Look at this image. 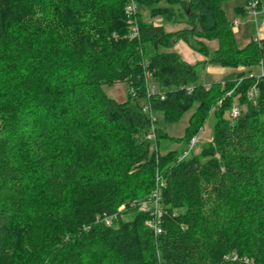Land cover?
I'll list each match as a JSON object with an SVG mask.
<instances>
[{
  "label": "trees",
  "instance_id": "obj_1",
  "mask_svg": "<svg viewBox=\"0 0 264 264\" xmlns=\"http://www.w3.org/2000/svg\"><path fill=\"white\" fill-rule=\"evenodd\" d=\"M136 1L152 21L139 12L132 38L127 0H0V264H264V76H249L264 38L238 46L231 0ZM207 64L246 70L206 86ZM117 83L123 102L104 91ZM145 104L166 123L195 107L185 147L161 151ZM212 114L211 141L181 158ZM162 183L156 235L137 199Z\"/></svg>",
  "mask_w": 264,
  "mask_h": 264
},
{
  "label": "rangeland",
  "instance_id": "obj_2",
  "mask_svg": "<svg viewBox=\"0 0 264 264\" xmlns=\"http://www.w3.org/2000/svg\"><path fill=\"white\" fill-rule=\"evenodd\" d=\"M243 3H245V0H231V1H226L223 3V9L225 10L228 18L232 21V23H234L236 19L239 20V25L238 27H236L238 28L240 32V33L238 32L239 34L238 33L236 34L237 35L236 41L239 47H245L248 39H250V36L254 33L253 27L257 26V23H255L254 18L251 17V15L249 14L245 16L238 15V9L237 7L235 8V6H241ZM138 11L143 14V17L146 20L152 21V18H150L149 11L147 9L139 5ZM243 21L247 22L245 26L242 24ZM153 22L158 24V18H153ZM208 47L210 51L213 52L215 50V47H218V42L217 41L211 42L210 45H208ZM155 51L156 49L151 44L147 45V54H146L147 57L153 55ZM159 51H167V50H165V48L163 47H160ZM193 54H194V57L192 56L193 59L197 56H200V55H197L198 53L196 52ZM259 71H260L259 67L254 69V72L256 73ZM238 73L239 71L236 70V68L235 69L227 68L226 71L222 73L217 72V71L215 72L212 70L208 71V69L206 68L202 70L199 81L200 83L207 84V83H212L214 81L224 82L227 80H235L237 78ZM104 91L106 92L108 97L115 99L116 101H119V102H123L127 100L131 92L129 86L126 83H117L113 86H105ZM194 110H195V107L191 109L190 111H188L187 113H185L184 116L178 122H174V123H166L163 119L162 113L160 112L155 113V116L158 119L157 127L161 128L163 131H165L170 136V139L161 140L160 142L161 151L165 152L164 150L166 149L168 150L169 148L170 149H182L183 147H185V144L183 142H179L178 139L184 136L186 128L189 123V119L192 113L194 112ZM230 116H231V112H230ZM215 121H216L215 116L212 114L210 118L208 119L205 127L203 128V130L197 137L199 139V142L195 146V149L192 151L194 155L200 154L204 144L211 141ZM152 148H154V146ZM202 160H205V159L202 158ZM150 194L142 196L137 200L143 201V200L149 199ZM126 205L123 204L120 207V209L124 210L126 208ZM132 212L124 215L125 219H128L133 214Z\"/></svg>",
  "mask_w": 264,
  "mask_h": 264
},
{
  "label": "built area",
  "instance_id": "obj_3",
  "mask_svg": "<svg viewBox=\"0 0 264 264\" xmlns=\"http://www.w3.org/2000/svg\"><path fill=\"white\" fill-rule=\"evenodd\" d=\"M138 8L139 4L137 3L136 0H127V4L125 6V14L127 21L130 26V34L131 37H137L139 36L140 28H139V23H138ZM262 8V7H261ZM260 8V0H245V10L247 14L251 15L254 18L255 23H257L258 16L261 13ZM238 26V20H236L233 23V27ZM260 71L259 72H252L249 74L250 77H263L264 76V63L262 62L259 66ZM150 75L147 76L149 79ZM148 95L153 94L156 90L154 86H151L148 84ZM133 91V90H132ZM233 92V91H232ZM231 93V92H230ZM229 93V94H230ZM257 94V87L254 85L252 89L250 90L249 96L251 98H254ZM143 110L145 112H149L153 122L155 121V116L152 114L151 108L149 104H145L143 107ZM241 107L238 104H234L231 108V116L232 118H237L241 114ZM156 125L152 124L150 132L147 134L146 138L153 142V146L156 147V132H155ZM196 136L193 138L187 149L185 150L184 154L182 155L181 158H185L189 156L192 151L195 149V146L198 144L199 139ZM163 186L162 184H159L158 187L151 193L149 199L141 201L140 208L149 213L150 218L147 221V224L153 229L154 233L156 235L161 234L163 232L162 230V220H163V215H164V210L161 206V187ZM102 221H105L107 225L111 224V217H104Z\"/></svg>",
  "mask_w": 264,
  "mask_h": 264
},
{
  "label": "crops",
  "instance_id": "obj_4",
  "mask_svg": "<svg viewBox=\"0 0 264 264\" xmlns=\"http://www.w3.org/2000/svg\"><path fill=\"white\" fill-rule=\"evenodd\" d=\"M244 5H245V3H243L241 6H235V8L236 7L240 8V7L244 6ZM261 9H262L261 13L258 16V20H257V26L253 27V32L254 33L250 36V39H248L246 45L253 38H259V39L264 38V5L262 6ZM238 15L245 16V15H248V14L247 13L245 14L244 11H242L241 9H238ZM236 20H238V19H236ZM158 24L163 25L167 31H174V30L179 29L180 27H183V25H180V24H173V23L165 22V21L162 20V18H158ZM242 24L245 26L247 24V22L243 21ZM238 25H239V20H238ZM236 27H238V26H236ZM236 27H233L234 33H235V37L237 36L236 34L239 32L238 28H236ZM204 41L206 42L207 45H210L211 42H214V41H217V40H212V41L204 40ZM218 47H219V43H218ZM218 47H215V50H217ZM172 50L177 51L184 58V60H186L190 64H195L197 62H202V61L206 60V57L204 55H202L201 53H199L197 51H194L183 40H179L175 44L174 48H172ZM195 52L198 53L197 55H200V56H197V57H195L193 59L192 56L194 57L193 53H195ZM190 58H192V59H190ZM206 68L208 69V71L212 70V71H215V72L217 71V72H221V73L225 72L227 68L231 69V67H223V66L218 65V64H207L204 69H206ZM232 69H235V68H232ZM236 70H238L239 73H240L241 71L246 70V69H244L243 67H239V68H236ZM237 77H238V75H237ZM215 82H223V81H214L212 83H215ZM212 83H207L205 85L209 86Z\"/></svg>",
  "mask_w": 264,
  "mask_h": 264
}]
</instances>
